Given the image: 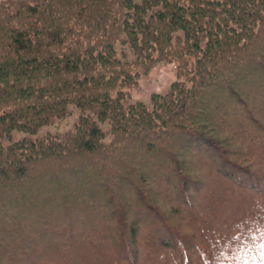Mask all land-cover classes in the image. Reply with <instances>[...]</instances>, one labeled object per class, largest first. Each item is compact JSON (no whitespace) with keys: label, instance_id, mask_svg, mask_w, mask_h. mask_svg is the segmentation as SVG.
Masks as SVG:
<instances>
[{"label":"trees","instance_id":"trees-1","mask_svg":"<svg viewBox=\"0 0 264 264\" xmlns=\"http://www.w3.org/2000/svg\"><path fill=\"white\" fill-rule=\"evenodd\" d=\"M72 106L0 142V264H264V0L1 2L0 134Z\"/></svg>","mask_w":264,"mask_h":264},{"label":"rangeland","instance_id":"rangeland-1","mask_svg":"<svg viewBox=\"0 0 264 264\" xmlns=\"http://www.w3.org/2000/svg\"><path fill=\"white\" fill-rule=\"evenodd\" d=\"M5 0H0V3ZM119 56H122L124 52L127 54L129 60L135 58L134 54L129 47H124L120 44L117 46ZM178 80V69L175 63L158 64L155 66L148 75H142L139 80L138 86L131 92V98L128 101V105H134L139 102L146 104L151 103V96L153 94H167L173 83ZM72 115L66 119L57 121L54 125L46 126L40 129L37 133H26L21 131H14L10 135L2 136L0 134V142L3 145H10L12 143L21 142L25 139L37 140L47 135L57 134L60 132L74 131L79 119L82 115L80 109L75 106L71 107ZM105 131L110 130L109 123L101 124ZM112 136L108 134L104 139V143H110Z\"/></svg>","mask_w":264,"mask_h":264}]
</instances>
